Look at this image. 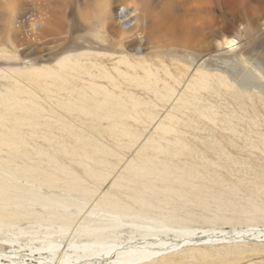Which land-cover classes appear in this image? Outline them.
Masks as SVG:
<instances>
[{
    "label": "bare ground",
    "instance_id": "1",
    "mask_svg": "<svg viewBox=\"0 0 264 264\" xmlns=\"http://www.w3.org/2000/svg\"><path fill=\"white\" fill-rule=\"evenodd\" d=\"M5 1L3 42H16L20 54L10 58L0 44V264H235L245 256L242 244L264 241V0H205L197 12L188 9L194 0H168L166 58L188 68L175 71L133 59L157 49L143 41L161 31L147 22L148 4L138 27L123 28L110 11L90 13L86 5L71 28L57 22L42 41L26 8L42 18L44 0ZM176 3L182 16L173 13ZM93 14L107 36L88 37ZM205 31L212 46L197 49L194 39ZM136 147L102 192L127 156L122 151ZM193 154L198 169L172 171L174 158ZM249 177L254 186L245 194ZM94 198L112 218L151 221L174 236L109 241L100 221L82 253H71L75 243L36 248L16 238L28 234L23 224L80 230L82 205ZM209 201L217 210L202 220L231 231L189 225L195 216H184L183 205L208 210ZM219 245L227 248L212 251Z\"/></svg>",
    "mask_w": 264,
    "mask_h": 264
},
{
    "label": "rangeland",
    "instance_id": "2",
    "mask_svg": "<svg viewBox=\"0 0 264 264\" xmlns=\"http://www.w3.org/2000/svg\"><path fill=\"white\" fill-rule=\"evenodd\" d=\"M167 1L168 0H107V1L106 0H103V1L102 0L100 1L99 0H73V1L72 0L70 1L69 0H44V6L46 7V9H45V12L43 13V17L39 18L37 15H35L36 9L32 7H28L26 8V12H27L26 19L28 16L29 20L30 18L35 20L36 23L34 26H35V34L38 35L37 38H39L42 41H47L48 35L45 33L46 30L52 31L53 29H55V24H57V22L63 26H66V29L67 27L71 28V25L74 24V21H76V17L82 14V12L84 11V7L86 5H88L87 9L91 11L90 13L99 12L101 9L110 11L111 14L113 13L112 15L117 25L123 28V26L124 27L129 26V24L132 27H138L141 24V21L137 18L139 14L138 12L140 10H143L145 6L148 4L149 8L151 9V13H150V17L148 18V21L147 20L146 21L149 22V24L154 25L152 29L156 30L157 29L156 27H158L161 29V31L160 32L157 31L155 40L153 39L148 40L145 38V40L143 41H145L147 46L155 47L156 45L157 49L155 50L152 49L151 54H148V55L146 53L150 50L142 51L141 52V54L143 53L142 55L141 54L134 55L133 59L138 60V58L139 59L146 58L147 60L151 61L156 66L160 65L161 67L162 65H164L166 68V65H168L169 69L172 71H175L177 66H180L181 68L183 67L184 69L185 68L188 69L185 64L183 63L178 64V62H174V61L172 62L171 61L172 58L171 59L166 58V26H165L166 19L164 20V18L166 17V7H167L166 4L168 3ZM2 2H6L5 6H3L4 4L2 5ZM105 2H108V3L106 4ZM6 4H7V1L5 0L0 1V29L3 25V22L1 21L2 13L4 12V10L5 12H7V10L9 9V6ZM108 5L110 6V8ZM176 5L172 6L174 9L173 13L177 16H182L184 14L182 7H179L178 3H176ZM206 8L207 6H206L205 0H194L193 2L191 1L188 6V9L194 12H197L199 10H204ZM119 13H121L120 16H118ZM89 20L90 21H88V24L91 28L89 27V30L87 31V35L88 37L91 35L89 37L91 40L95 39V37L92 35L93 33L95 34L99 33L101 37L108 35V32L105 31V29L101 27L103 26V24L97 20V17L94 14L91 15ZM134 22H137V23H134ZM154 22L155 23L157 22V23L155 24ZM160 23L162 24V26L160 25ZM25 26L26 27L24 30L30 32L31 27L28 24V20L25 22ZM92 37L94 39H92ZM142 39H144V37ZM3 41H4V34L0 30V44H2L3 46V48L1 49L0 47V49L5 51L6 54L10 58H12V56L14 57L19 56L20 50L16 42L10 41L8 43H4ZM154 42H157V43L154 44ZM148 44H151V45H148ZM194 45H196L195 47H197V49L212 46V39L209 37L208 31H205L204 34H200L198 37H196L194 39ZM160 48H162V50ZM43 54L45 55L46 53H43ZM166 59H167V63H166ZM46 61H49L47 57L38 58L37 62L44 63ZM25 63L28 64L29 62L27 61ZM160 73L163 74L162 70L160 71ZM2 81L3 80H0V83H2ZM5 82H6V86H10V84H12L11 81H5ZM0 90H2L1 85H0ZM159 110L162 111L161 115H163L165 110H163L162 108ZM191 131L193 130H190L189 128H185L184 132H188V134H185V137L189 139L191 142H198V140H196V137L194 135L195 132L192 133ZM137 147L131 151L129 150L122 151L125 154V156L127 155L128 157L126 156L125 158H123L124 162L119 164L115 173L108 180V182L102 187L101 189L102 192H106L108 187H110V185L112 184L113 180H115L116 177H118L120 174L123 173L124 168L126 166L125 162L136 156ZM196 156L197 155L193 154L192 157L180 156V157L174 158V161L171 164L172 171L179 172L178 171L179 167L189 168V167H194L193 165H196V168L198 169ZM258 164H260V162ZM251 178L252 177H249L247 179L248 181L245 182L247 186L242 188V192H244L245 194L247 193L248 188H250L251 186H254L253 183L251 182L252 181ZM232 179L235 180L236 178L232 177ZM200 183L205 184V181L201 179ZM157 185L159 184L157 183ZM244 193H241L238 196L239 200L241 199L240 197H243ZM119 197L127 200L126 196L122 193L119 194ZM95 200L96 198L82 205V211L79 215V219H81V221H83L84 219H87V220L80 230H77V228H74L72 230H69L68 232L62 233L58 230V228H51L50 230H46V227L33 226L34 229H30L31 228L30 225L23 224L21 225V227L27 228V229L29 228L28 234L17 235L16 238L20 240V244H22L23 246L26 244H29L36 248H46L51 243H60L64 247H66L70 243H75L78 245V247L75 249H72L71 253H74V252L82 253L83 250L79 247H81L83 243L91 242L89 231H91L92 228L96 226V223L100 221L102 222L103 227H105V225H107L108 227L106 231L100 232V234L101 235L104 234V236H102L104 238L105 236H110L111 238H109V241L125 243L131 240L132 238L136 240H144L146 238H151L152 241H158V240H166L167 237L172 238L174 236L172 232L159 227L157 224L151 221H140V220L132 219L131 217L120 218L118 220L115 218H112L109 214H106L103 211H101L99 208L95 207L96 206ZM183 206H184V211H183L184 216L189 215V213L195 216L194 221L189 223L191 227L205 228V229H208L211 227H217V228H222L225 231L232 230L231 225H224L223 223L219 221L215 224H206L202 220V216H210L213 212H216L217 210V205L211 201L208 202V205H207L208 210L202 209L198 205L192 204V203L185 204ZM169 209H171L170 206H164L165 213L169 211ZM225 214L228 217H233L235 215L233 210L225 211ZM261 225L262 226L264 225V221H262ZM236 227L243 228L245 227V224H242V225L236 224ZM8 233L10 234L8 235ZM8 233H7V236H10L12 234V232H8ZM254 244H256L257 246H253ZM224 248H227V247L219 245V246H215L212 249V251L223 250ZM97 249L98 247H93L92 250L90 251L94 252V251H97ZM241 249L246 251L245 256L243 257L241 261L235 260L236 262H238L235 264H264V241L257 242V243L250 242L249 244H244V245L242 244ZM175 259H182V258L175 257ZM109 262L110 260H108L107 262H104V264H109ZM160 263L162 264V262L160 261L156 262V264H160Z\"/></svg>",
    "mask_w": 264,
    "mask_h": 264
}]
</instances>
